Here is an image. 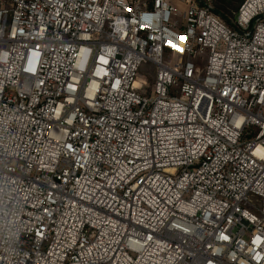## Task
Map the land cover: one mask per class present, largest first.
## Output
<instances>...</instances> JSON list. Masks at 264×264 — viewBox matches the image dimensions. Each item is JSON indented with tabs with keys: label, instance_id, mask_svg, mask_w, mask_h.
<instances>
[{
	"label": "built area",
	"instance_id": "built-area-1",
	"mask_svg": "<svg viewBox=\"0 0 264 264\" xmlns=\"http://www.w3.org/2000/svg\"><path fill=\"white\" fill-rule=\"evenodd\" d=\"M258 150L264 0H0V264H264Z\"/></svg>",
	"mask_w": 264,
	"mask_h": 264
},
{
	"label": "rangeland",
	"instance_id": "rangeland-1",
	"mask_svg": "<svg viewBox=\"0 0 264 264\" xmlns=\"http://www.w3.org/2000/svg\"><path fill=\"white\" fill-rule=\"evenodd\" d=\"M196 64L199 67V70L203 73L204 67L207 64V56H205L201 62H196ZM155 76V66L150 62H144L140 68L139 76L137 77V80L142 84V88H140L138 92L144 95H151L152 86L155 82Z\"/></svg>",
	"mask_w": 264,
	"mask_h": 264
},
{
	"label": "trees",
	"instance_id": "trees-1",
	"mask_svg": "<svg viewBox=\"0 0 264 264\" xmlns=\"http://www.w3.org/2000/svg\"><path fill=\"white\" fill-rule=\"evenodd\" d=\"M212 10L228 26L235 27V13L238 11L242 0H213Z\"/></svg>",
	"mask_w": 264,
	"mask_h": 264
},
{
	"label": "snow or ice",
	"instance_id": "snow-or-ice-1",
	"mask_svg": "<svg viewBox=\"0 0 264 264\" xmlns=\"http://www.w3.org/2000/svg\"><path fill=\"white\" fill-rule=\"evenodd\" d=\"M179 39L180 40H184L185 39V37H183V36H181V37H179ZM170 44H171V42H169ZM172 47H176V45L175 44H172ZM178 51H183V49H177ZM258 154H260L261 156H262V158H264V150H258ZM224 239H227V237H224ZM260 241H259V238H257V241H256V243H259Z\"/></svg>",
	"mask_w": 264,
	"mask_h": 264
}]
</instances>
